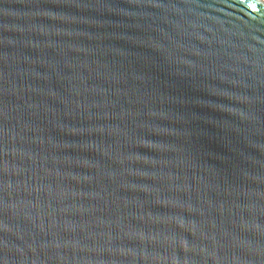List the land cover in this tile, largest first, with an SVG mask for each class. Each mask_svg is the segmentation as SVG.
<instances>
[{
  "label": "water",
  "instance_id": "1",
  "mask_svg": "<svg viewBox=\"0 0 264 264\" xmlns=\"http://www.w3.org/2000/svg\"><path fill=\"white\" fill-rule=\"evenodd\" d=\"M0 264H264V0H0Z\"/></svg>",
  "mask_w": 264,
  "mask_h": 264
}]
</instances>
